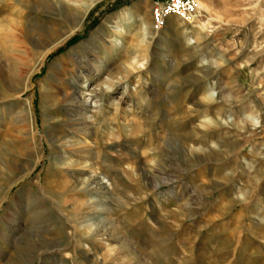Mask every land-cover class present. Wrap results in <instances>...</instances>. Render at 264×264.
Instances as JSON below:
<instances>
[{
    "label": "rangeland",
    "instance_id": "1",
    "mask_svg": "<svg viewBox=\"0 0 264 264\" xmlns=\"http://www.w3.org/2000/svg\"><path fill=\"white\" fill-rule=\"evenodd\" d=\"M197 2L156 30L151 0H0V264H264V0ZM81 47L102 59L70 69L99 166L75 174L48 142L67 114L50 70ZM65 170L103 179L112 214L81 228L93 198Z\"/></svg>",
    "mask_w": 264,
    "mask_h": 264
},
{
    "label": "bare ground",
    "instance_id": "2",
    "mask_svg": "<svg viewBox=\"0 0 264 264\" xmlns=\"http://www.w3.org/2000/svg\"><path fill=\"white\" fill-rule=\"evenodd\" d=\"M197 4H198V2H197ZM198 16H199V10H198L197 17L194 20H192L191 22L196 21ZM168 20H167V22H168ZM183 21H185V20H183ZM167 22H166V24H167ZM185 22H187V21H185ZM188 23H190V22H188ZM166 24H165V26H166ZM93 45H95V44H93ZM101 63H102V59L99 56H95V54L91 51V49L89 47H81L79 49L74 50L70 55H68L66 60H64L62 62H57L54 65H52L51 70H50V76H51V80H52L50 84H53L54 86H56L55 88L58 87L59 89H61L62 97H61L60 101H61V104L63 105V107L66 109L67 114L65 115L66 118L61 120V122L63 123L62 124L63 128L61 129V131L56 132V134L54 136H52L48 142L50 143L51 152L54 153V151H57V149H59V150L61 149V150H63V152L65 154H68L70 156V160H73L72 167L74 166L77 169L79 168L78 170H74L73 169L74 167L70 168V169H73L75 171V174L77 172H80V171L82 172L83 169L92 168V166H99V164L90 163L92 161L93 150L91 148H89L87 146V144L92 139V136L96 132L92 131L89 123L87 122L86 116H87L88 106L85 104L84 101H79L80 98H78L76 86L79 82L80 75L79 76L73 75L70 72V69L77 70L79 73H82L88 67L95 68V69L99 68ZM101 71H104V68H103V70L101 69ZM85 79L90 80L89 77H85ZM109 96H110V94L107 91H102L101 95L99 97H101V99H102V97H109ZM30 106H31V104H29V106L28 105L24 106L25 109H23L22 111H19L17 114L18 116L15 119H17V121H19L20 123H23V124H27V123L31 122V119H32L30 116L31 110H30V108H28ZM109 124H110V120H105V122L103 123L104 126H107ZM32 125H33L34 129H33V134H31V135H33V140H34V139H36V127L34 125V122ZM97 130L98 129H96L95 131H97ZM55 155H56V157H58L59 154L55 153ZM65 171H66L65 177L67 179L66 185H71L73 187L72 188L73 191L77 195H79V197L82 196V197L93 198V202L90 205H88L87 203H84V201L80 202L79 208L75 211V216L73 217L75 219V221L79 217L86 215V217L84 218V221H82V222L79 221L80 223H78V225L81 226V228H84L85 226H87L84 224L87 223L89 220L94 219L93 217H95V214L102 213L103 210H105L109 214H112V211L110 208H108V207L101 208L102 207L101 206L102 200L99 201L96 199V197L101 196V195H109V192L107 190L106 184L103 181V179L101 180L98 177L90 176V177H88V179H85L84 184H81V187H80V184H78L76 179H74V177H72L70 175L71 171H68V170H65ZM152 186H154V185H152ZM155 187H157V185ZM86 200H87V198H86ZM86 205L89 207H87ZM88 209H92L91 214H90V212L89 213L87 212ZM63 216H66V214L64 213ZM18 217H19L18 212L16 210H13L11 214H9V212L5 213L3 220H8V223L15 225L18 222ZM3 236H4V234H3ZM5 240H7L6 237L3 239V241H5ZM61 240H64V239H61ZM25 245L30 247V245H31L30 241L26 240ZM40 247L46 248L47 246H45V244L42 243L40 245ZM36 249H38V248L36 247ZM53 249H54V247H53ZM48 252H49V250H48ZM37 253H38V251H37ZM62 254L63 253H61V255ZM34 263H35L34 261L30 263V260L28 258H25L24 260L22 258V260L20 259L18 261H16V259H15V261L13 263H10V264H34Z\"/></svg>",
    "mask_w": 264,
    "mask_h": 264
},
{
    "label": "built area",
    "instance_id": "3",
    "mask_svg": "<svg viewBox=\"0 0 264 264\" xmlns=\"http://www.w3.org/2000/svg\"><path fill=\"white\" fill-rule=\"evenodd\" d=\"M152 21L156 30L162 29L173 16L191 22L198 15L196 0H151Z\"/></svg>",
    "mask_w": 264,
    "mask_h": 264
}]
</instances>
